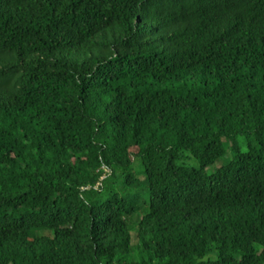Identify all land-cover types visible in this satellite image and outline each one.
I'll return each instance as SVG.
<instances>
[{
    "label": "trees",
    "instance_id": "16d2710c",
    "mask_svg": "<svg viewBox=\"0 0 264 264\" xmlns=\"http://www.w3.org/2000/svg\"><path fill=\"white\" fill-rule=\"evenodd\" d=\"M0 264H264V0H0Z\"/></svg>",
    "mask_w": 264,
    "mask_h": 264
},
{
    "label": "rangeland",
    "instance_id": "374dc122",
    "mask_svg": "<svg viewBox=\"0 0 264 264\" xmlns=\"http://www.w3.org/2000/svg\"><path fill=\"white\" fill-rule=\"evenodd\" d=\"M221 161L217 162L216 164L210 166L207 170L210 172L213 168H216L219 164H220Z\"/></svg>",
    "mask_w": 264,
    "mask_h": 264
}]
</instances>
